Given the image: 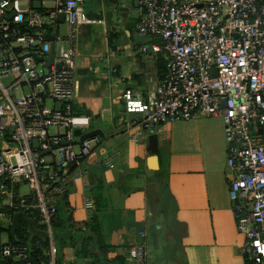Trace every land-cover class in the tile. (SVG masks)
Listing matches in <instances>:
<instances>
[{
    "label": "built area",
    "instance_id": "1",
    "mask_svg": "<svg viewBox=\"0 0 264 264\" xmlns=\"http://www.w3.org/2000/svg\"><path fill=\"white\" fill-rule=\"evenodd\" d=\"M35 1L41 2L40 9L33 7ZM62 14L72 34L85 18L79 0H0V137L13 127L10 144L3 142L0 152V198L11 192L19 200L14 208L40 212L51 243L48 264H56V195L66 191L55 168L79 165L97 139L78 144L75 138V129L86 130L90 119L75 114L71 103L73 43H57L54 64L46 72V61L39 59L46 60L51 43L41 35L16 32L11 24L27 23L47 32ZM137 32L149 39L142 52L166 56V74L147 94L125 89V110L139 114L145 127L199 117L222 119L238 231L246 239L249 264H264V0H139ZM49 100L62 107L49 106ZM52 128L59 132L51 135ZM46 151L56 165L51 169L41 154ZM19 184L30 187L32 201L16 192ZM145 254V245L137 243L129 258L142 264ZM28 257L27 247L2 242L0 261L38 264Z\"/></svg>",
    "mask_w": 264,
    "mask_h": 264
},
{
    "label": "crops",
    "instance_id": "2",
    "mask_svg": "<svg viewBox=\"0 0 264 264\" xmlns=\"http://www.w3.org/2000/svg\"><path fill=\"white\" fill-rule=\"evenodd\" d=\"M85 1L79 0L85 18L74 34L66 18L53 25L56 43H73L76 51L73 111L90 119L86 130L75 129L81 130L78 136L74 131L76 141L88 133L97 139L81 164L64 165L61 172L56 167L58 183L66 185L53 228L57 264H95L98 255L134 264L129 252L137 243L146 249L142 264H249L230 197L224 122L199 117L145 127L139 114L128 113L125 89H154L161 81L159 59L166 56L141 51L149 40L137 32L136 0H90L88 9ZM48 105L62 107L52 100ZM43 156L49 169L56 166L50 153ZM15 188L20 196L31 193L26 184ZM15 200L11 192L0 198L2 242L12 239L4 226L12 223L7 210Z\"/></svg>",
    "mask_w": 264,
    "mask_h": 264
},
{
    "label": "trees",
    "instance_id": "3",
    "mask_svg": "<svg viewBox=\"0 0 264 264\" xmlns=\"http://www.w3.org/2000/svg\"><path fill=\"white\" fill-rule=\"evenodd\" d=\"M41 12H44L45 10L42 9L40 10ZM11 18H8V21H10ZM11 27L14 31L16 32H22V33H27V34H31V35H41V33H44L45 31L43 30H40V29H37V28H29L27 26V23H23L21 25H17V24H11ZM47 31H49L50 29H46ZM43 37V36H42ZM44 38V37H43ZM149 40V39H148ZM9 42L10 43H13L14 42V39L13 37H11L9 39ZM40 61H46L45 58H40L39 59ZM161 61V73H160V80L164 79V76L166 74V63H167V59L165 57H162L161 59H159ZM12 133H13V127H9L8 129H6L4 131V134L3 136L0 137V141L2 140V142H6L7 143H10L11 142V136H12ZM84 160V159H83ZM82 160V161H83ZM82 163V162H81ZM80 163V164H81ZM68 165H71V166H77L76 164L74 163H70ZM43 171H46L45 169ZM55 171H57V168H55ZM47 181H49V179H46ZM50 182V181H49ZM55 185H53L52 187H54ZM66 186V185H65ZM66 193V191L62 194H58L56 195V215L54 217V220H53V228L54 230L58 228V213H57V205H58V202H59V199L62 195H64ZM28 198L32 201L34 198L32 197V195L28 196ZM15 204H19V200L16 198L15 200ZM21 209H16V208H11V209H8L7 212L8 214H10L13 218V216L15 215V213H17L18 211H20ZM30 217H32L35 222H36V225L37 224H40V225H43L42 223V219H41V214L38 210H34L33 212H29L28 213ZM44 226V225H43ZM11 244H14V245H20V246H25L27 247V250H28V254H29V257L28 259L32 262H36L38 264H48L49 262V259H50V255H49V251H50V243H49V240L48 239H45V238H42V237H35V236H32L30 234V231L27 227H21V229L19 231H17L16 233V236L12 235V239L9 241ZM2 247V241L0 240V249ZM95 264H98L103 257L101 256H93L92 257ZM116 260H120L119 258H115ZM121 261V260H120ZM57 264V262H56ZM58 264H62V263H59Z\"/></svg>",
    "mask_w": 264,
    "mask_h": 264
},
{
    "label": "water",
    "instance_id": "4",
    "mask_svg": "<svg viewBox=\"0 0 264 264\" xmlns=\"http://www.w3.org/2000/svg\"><path fill=\"white\" fill-rule=\"evenodd\" d=\"M139 3V0H136V4ZM34 7H40L41 6V2L40 1H35L33 3ZM14 13L11 15L13 16ZM62 18H65V15H61ZM53 31L52 33H48V32H44L41 33L42 36L46 39V41L52 42L51 43V49H50V53L49 56L46 58V62H47V68L45 69L46 72H48V67L54 64L55 61V57H56V47H57V43H56V33H57V27L53 26L52 27ZM75 134L81 135V130H76ZM94 133H92L93 135ZM91 134H85L83 136H81V141H83L86 138H90ZM3 146V145H2ZM2 146H0V152L2 150ZM33 147L35 149L39 148V140L38 138H35L33 140ZM48 153V151L46 152H42L41 154L44 155ZM59 171H62V167L59 168ZM61 178L58 177L57 182L60 180ZM25 223L30 231V233L35 236V237H42L47 239L48 238V234L45 231H42L40 229L37 228L36 226V222L35 220L30 217L28 214H26L24 211H19L17 213H15V215L13 216L12 219V223L7 224L4 226L5 229H12L13 235L16 236L17 231L20 230L21 228V224ZM0 264H6V261H0ZM98 264H120L118 261H110V260H101Z\"/></svg>",
    "mask_w": 264,
    "mask_h": 264
},
{
    "label": "rangeland",
    "instance_id": "5",
    "mask_svg": "<svg viewBox=\"0 0 264 264\" xmlns=\"http://www.w3.org/2000/svg\"><path fill=\"white\" fill-rule=\"evenodd\" d=\"M90 2V0H86L85 1V6H86V9H88V3ZM0 97H1V94H0ZM5 236H3V238H4ZM4 241V240H3Z\"/></svg>",
    "mask_w": 264,
    "mask_h": 264
}]
</instances>
